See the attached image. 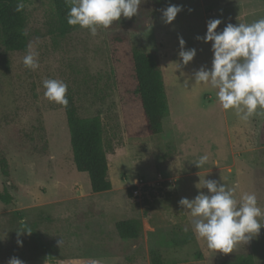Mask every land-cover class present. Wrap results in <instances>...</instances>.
<instances>
[{
  "label": "rangeland",
  "instance_id": "rangeland-1",
  "mask_svg": "<svg viewBox=\"0 0 264 264\" xmlns=\"http://www.w3.org/2000/svg\"><path fill=\"white\" fill-rule=\"evenodd\" d=\"M169 4L183 9L171 25L161 12ZM26 14L39 67L24 66L28 50L0 46V264L12 257L24 264H152L153 251L163 264H230L244 255L264 264V228L229 254L210 250L202 239L173 245L193 232L178 202L207 194L203 185L196 188L199 179L234 187L238 200L255 193L264 210V112L240 121L221 107L215 89L192 87L194 72L212 65L211 44L196 39L206 34L207 22L221 19L218 32L228 23L255 22L264 18V0H140L136 16L98 29L95 37L80 27L64 37L54 34L47 2L29 0ZM114 33L159 56L169 105L159 135H126L108 44ZM181 36L186 48L197 50L187 66L178 55ZM46 78L68 85L66 98L73 97L82 118L102 119L111 191L93 193L88 174L77 170L65 106L44 97ZM205 154L199 169L194 164ZM160 179L174 186L169 197L148 205L129 197L137 180ZM131 219L141 222L140 237L122 240L116 224Z\"/></svg>",
  "mask_w": 264,
  "mask_h": 264
},
{
  "label": "clouds",
  "instance_id": "clouds-1",
  "mask_svg": "<svg viewBox=\"0 0 264 264\" xmlns=\"http://www.w3.org/2000/svg\"><path fill=\"white\" fill-rule=\"evenodd\" d=\"M66 3L70 5L67 23L89 30L93 37L98 34V29L109 28L122 17L130 19L136 16L140 7V0H66ZM22 8L21 3L17 11ZM182 10V6L169 4L161 10L163 22L171 25ZM221 24V19L209 20L206 34L196 38L211 44L213 59L210 69L202 66L194 72L192 87L204 85L215 89L221 107L226 111L233 110L238 120L247 121L264 112V18L252 23H228L218 32ZM179 44L180 61L187 66L196 57L197 50L186 48L182 36ZM23 64L30 70L39 67L31 46L23 57ZM189 83L185 80L184 86L189 87ZM42 86L47 100L68 105V85L64 81L46 78ZM207 161L205 154L194 165L200 169ZM201 185L207 189V194L199 191L195 198L183 197L178 203L192 218L197 239L206 241L210 250L232 253L237 244L248 243L264 228L261 223L264 210L258 206L255 193H243L238 200L234 187H227L217 180L199 179L196 188L201 189ZM23 233L26 232L18 234ZM17 243L23 246L22 240L18 239ZM7 264H24V261L12 257Z\"/></svg>",
  "mask_w": 264,
  "mask_h": 264
},
{
  "label": "trees",
  "instance_id": "trees-1",
  "mask_svg": "<svg viewBox=\"0 0 264 264\" xmlns=\"http://www.w3.org/2000/svg\"><path fill=\"white\" fill-rule=\"evenodd\" d=\"M28 1L0 0V46L7 52H25L29 48L26 14ZM40 1L52 7L54 34L64 37L79 28L67 23L66 15L70 5L66 0ZM21 3L23 8L17 11ZM108 44L127 137L142 139L161 134L164 120L169 114V105L159 56L134 47L130 39L120 33L109 35ZM67 99L69 103L65 110L75 166L79 172L88 174L93 193L109 192L113 185L109 178L102 119L82 118L73 97L68 96ZM261 137L264 145V132ZM129 197L132 198V189L129 190ZM0 199L4 201L1 194ZM116 229L122 240H136L140 237L142 224L135 219L120 221ZM196 240L195 234L190 232L174 240L173 245L182 247ZM198 258H203L202 253L198 254ZM151 259L152 264H163L162 256L155 251ZM230 264H255V259L253 255H244Z\"/></svg>",
  "mask_w": 264,
  "mask_h": 264
},
{
  "label": "built area",
  "instance_id": "built-area-1",
  "mask_svg": "<svg viewBox=\"0 0 264 264\" xmlns=\"http://www.w3.org/2000/svg\"><path fill=\"white\" fill-rule=\"evenodd\" d=\"M132 197L142 203H152L156 200L169 197L174 193V186L167 179H160L155 182L137 180L131 187Z\"/></svg>",
  "mask_w": 264,
  "mask_h": 264
}]
</instances>
